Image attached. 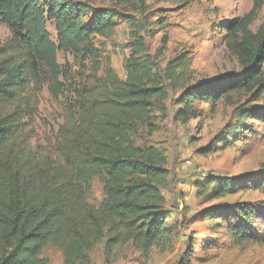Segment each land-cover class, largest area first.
<instances>
[{
  "label": "trees",
  "instance_id": "16d2710c",
  "mask_svg": "<svg viewBox=\"0 0 264 264\" xmlns=\"http://www.w3.org/2000/svg\"><path fill=\"white\" fill-rule=\"evenodd\" d=\"M152 1L186 7L193 0ZM263 5L253 0L246 14L220 26L238 72L194 82L190 57L182 53L168 62L165 78L146 77L142 62L130 57L120 81L107 67L96 77L101 64L91 43L120 22L115 8L92 9L81 0H0V24L10 33L0 42V264H48L41 257L48 244L62 251L63 264H88L89 251L104 237L107 250L129 240L146 252L153 247L165 227L160 193L165 158L152 146L136 147L130 135L138 124L152 127L150 110L166 99L168 89L180 93L182 124L193 117V102L213 105L243 90L264 92V23L250 30ZM59 52L78 65L89 62L95 82L70 91L53 152L40 156L29 149L25 120L43 87L54 98L63 94L60 79L68 81L71 69L58 64ZM96 176L104 198L93 206L87 198ZM259 177L257 187H263L264 173ZM237 182L214 179L212 194L224 197L238 189ZM223 224L236 247L264 251V205L241 206Z\"/></svg>",
  "mask_w": 264,
  "mask_h": 264
},
{
  "label": "rangeland",
  "instance_id": "374dc122",
  "mask_svg": "<svg viewBox=\"0 0 264 264\" xmlns=\"http://www.w3.org/2000/svg\"><path fill=\"white\" fill-rule=\"evenodd\" d=\"M81 2L92 9L115 8L121 16L109 34L91 39L101 64L97 78L107 67L117 80L124 81L130 57L142 62L146 77L165 78L168 62L182 53L190 57L189 79L194 82L240 70L220 26L246 14L253 0H193L186 7L152 0ZM262 23L264 5L250 30L254 32ZM46 29L54 41V26L48 23ZM9 38L8 29L0 24V42ZM57 62L71 69L68 81L60 79L63 94L54 98L43 87L35 98L32 117L25 120L29 149L40 156L53 152L70 91L95 82L89 62L78 65L61 52ZM180 101V93L168 89L166 99L156 101L150 110L152 127L138 124L136 133L130 135L136 147L152 146L165 158L167 178L160 193L166 215L161 237L147 252L131 240L107 250L104 237L89 251L88 264H264L262 247H236L223 230V221L239 207L250 205L258 210L264 205V186L257 187L264 173V92L243 90L213 105L193 102V117L185 124L177 119ZM235 177L238 189L224 197L212 194L214 179ZM103 198V183L96 176L87 200L98 206ZM41 257L48 264L64 261L62 251L51 244Z\"/></svg>",
  "mask_w": 264,
  "mask_h": 264
}]
</instances>
